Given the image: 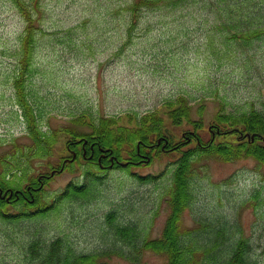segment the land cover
Returning <instances> with one entry per match:
<instances>
[{
    "label": "rangeland",
    "instance_id": "obj_1",
    "mask_svg": "<svg viewBox=\"0 0 264 264\" xmlns=\"http://www.w3.org/2000/svg\"><path fill=\"white\" fill-rule=\"evenodd\" d=\"M25 1L40 5L43 13V32L36 35L27 90L44 131L65 126L88 132V127L76 123L81 115L96 121L114 117L118 125L131 126L125 114L141 116L178 95L188 99L191 119H198L197 110L202 111L204 128L221 112L240 114L253 108L264 114V37L246 40L233 34L227 40L213 27L212 18L205 20L199 4L171 14L145 13L130 32L131 17L123 8L132 0ZM24 25L13 0H0V155L11 153L13 145L29 142L12 87L19 71L16 54ZM187 123L177 128L167 123V129L175 135L181 130L185 133L190 129ZM202 134L209 135L206 130ZM68 139L58 136L50 159L52 164L60 162L62 170L50 174L43 166L33 169L34 176H48L41 178L47 181L41 193L49 199L70 181L83 177L82 159L91 157L84 150L80 166L76 162L69 172L64 165L73 153L66 145ZM106 154L102 152L99 159ZM172 156L143 158L129 170L126 162L105 169L98 173L103 184L89 190V202L64 201L45 216L7 228L0 224V264H22L28 241L48 242L58 235L78 253L108 249L114 239L104 216L113 209L120 220L136 223L139 210L140 227L144 225L150 238L159 236L167 214L160 198L167 176L158 184H142L131 173L161 175L168 171ZM202 176L194 189L195 207L185 211L183 223L192 227L199 213L226 220L230 238L234 242L242 238L249 246V264H264V168L252 159L211 161ZM126 248L122 244L124 252ZM137 260L138 264L164 263L163 257L151 252ZM108 264L129 263L114 257Z\"/></svg>",
    "mask_w": 264,
    "mask_h": 264
},
{
    "label": "trees",
    "instance_id": "obj_2",
    "mask_svg": "<svg viewBox=\"0 0 264 264\" xmlns=\"http://www.w3.org/2000/svg\"><path fill=\"white\" fill-rule=\"evenodd\" d=\"M13 4L25 25L16 54L19 71L12 87L16 104L26 123L29 142L22 147L13 145L11 153L0 155V194L3 196L5 193L7 197V200L0 197L1 225L7 228L22 220L45 216L57 210L64 201L89 202V190L94 188V191L103 184L98 173L105 169L119 168L126 162L129 170L131 166H138L143 158L152 161L159 154L174 155L170 158L168 171L161 175L131 173L142 184H158L164 180V174L167 176L160 197L167 214L159 236L150 238L144 225L140 227L139 210L135 211V219L138 218L136 223L134 219L120 220L113 209L104 216L107 227L113 233L112 247L110 244L107 245L108 249L100 252L78 253L58 235L48 242L39 239L28 241L23 247L27 256L22 264H108V260L114 257L129 264H138L139 255L141 257L146 252L163 257V264H249V246L242 238L236 242L230 238L226 220L219 217L212 219L199 213L192 219L193 226L187 227L183 223V214L195 207V185L202 180L200 178H204L202 175H206L211 161L223 163L252 159L264 168V114L253 108L240 114L221 112L204 128L200 118L202 111L197 110L198 119H191L188 99L178 95L141 116L125 114L131 126L118 125L114 117H100L96 121L81 115L76 123L88 127V132L65 126L50 133L44 131L27 90V78L37 45L36 35L43 32L40 27L43 13L40 5L25 0H13ZM198 4L205 20L208 22L212 18L213 27L219 33H224L227 40L233 34H236L233 38L246 40L264 37V0H132L123 8L131 17L127 30H135L145 13L171 14ZM127 34L130 39L131 34ZM186 120L189 131L182 133L181 130L177 135L174 131H168L167 123L177 128ZM203 130L209 133L208 137L202 134ZM61 134L69 137L71 141L66 145L76 153L74 161L65 164L69 172H73L76 162L80 166L79 157H82L84 150L91 157L83 156V170L80 172L77 168L84 178L77 176L79 179L70 181L62 191L49 199V196L41 193L47 181L40 182L39 178L44 174L34 176L33 169L38 166L49 168L48 171L60 168V162L52 164L50 159ZM175 136L179 139L174 140ZM104 151L107 154L99 159ZM120 216L125 218L124 215ZM122 244L127 247L125 252Z\"/></svg>",
    "mask_w": 264,
    "mask_h": 264
}]
</instances>
